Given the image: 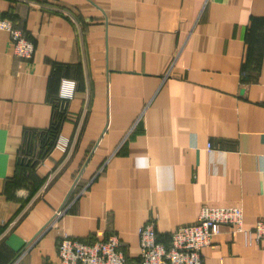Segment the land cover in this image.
I'll list each match as a JSON object with an SVG mask.
<instances>
[{"label":"crops","instance_id":"crops-1","mask_svg":"<svg viewBox=\"0 0 264 264\" xmlns=\"http://www.w3.org/2000/svg\"><path fill=\"white\" fill-rule=\"evenodd\" d=\"M0 19L34 46L0 30V264L97 233L136 261L142 225L167 245L203 205L264 216V0H0ZM212 242L205 264H264V242Z\"/></svg>","mask_w":264,"mask_h":264},{"label":"built area","instance_id":"built-area-1","mask_svg":"<svg viewBox=\"0 0 264 264\" xmlns=\"http://www.w3.org/2000/svg\"><path fill=\"white\" fill-rule=\"evenodd\" d=\"M0 30L9 32L15 57L24 61L32 58L34 46L20 31L2 19ZM56 146L62 150L66 147L64 142ZM221 227H227L232 238L242 235L248 245L264 242V216L256 219L252 227H245L240 207L203 205L195 223L175 229L167 245L158 242L154 222L142 225L138 230L136 261L126 257L118 237L110 235L100 239L102 233H97L96 240L88 243L63 235L56 251L59 264H205L202 251L213 246L212 240L221 233Z\"/></svg>","mask_w":264,"mask_h":264},{"label":"trees","instance_id":"trees-1","mask_svg":"<svg viewBox=\"0 0 264 264\" xmlns=\"http://www.w3.org/2000/svg\"><path fill=\"white\" fill-rule=\"evenodd\" d=\"M60 122H61V117H58L57 115L54 116V120L50 126V129L48 131V133L50 134V139L53 140V138L56 137L57 134V130L59 129L60 126Z\"/></svg>","mask_w":264,"mask_h":264}]
</instances>
